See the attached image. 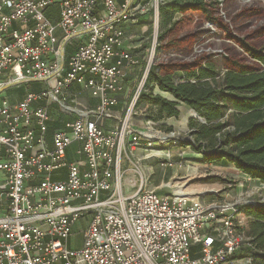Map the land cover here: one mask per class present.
<instances>
[{
    "label": "built area",
    "instance_id": "1",
    "mask_svg": "<svg viewBox=\"0 0 264 264\" xmlns=\"http://www.w3.org/2000/svg\"><path fill=\"white\" fill-rule=\"evenodd\" d=\"M162 3L0 0V93L31 82L48 86L17 103L0 100V264H254L240 204L205 205L142 184L124 193L122 155L153 146L131 118L152 64ZM149 10L151 47L136 56L124 47L125 30ZM143 66L132 92L128 73ZM84 91L98 100L93 110L78 107ZM110 93H125L129 105L105 131L100 121L118 103ZM49 102L65 111L60 126ZM75 229L81 244L68 246Z\"/></svg>",
    "mask_w": 264,
    "mask_h": 264
},
{
    "label": "trees",
    "instance_id": "2",
    "mask_svg": "<svg viewBox=\"0 0 264 264\" xmlns=\"http://www.w3.org/2000/svg\"><path fill=\"white\" fill-rule=\"evenodd\" d=\"M227 1L163 0L155 49L163 57L151 64L135 106L155 108L154 114L143 117L152 123L175 119L180 105L187 107L203 121L196 124L193 117L187 121L196 151L203 150L212 161L226 160L264 184V38L241 39L238 48L229 45L233 56L226 57L222 66L199 48L209 43L211 35L205 23L219 24L229 35L220 14L222 9L228 14ZM243 1L244 15L264 10L259 0ZM237 208L247 217L242 231L251 247L246 254L254 264H264V204Z\"/></svg>",
    "mask_w": 264,
    "mask_h": 264
},
{
    "label": "rangeland",
    "instance_id": "3",
    "mask_svg": "<svg viewBox=\"0 0 264 264\" xmlns=\"http://www.w3.org/2000/svg\"><path fill=\"white\" fill-rule=\"evenodd\" d=\"M242 2L244 1L228 0L225 4L228 14L225 13L224 9L220 11L224 23L227 22L229 35L220 30L223 28L221 25L205 23V27L211 30V35H209L207 41L209 43L202 48L199 45L198 47L200 51L203 49L206 53L213 55L210 60L218 66H222L226 57L233 56V50L228 47L229 45L238 48V42L241 39L255 42L264 38V10L258 9L255 14L251 12L244 15L247 4L244 5ZM258 2L264 4V0ZM145 17V20L141 23L144 30L140 32L139 37L143 40L142 50L146 57L145 50H149L152 43L153 10H149ZM229 17L231 20L228 19ZM158 32L159 19L157 35ZM155 46H157V39ZM162 57L163 52L155 50L152 63L155 59L158 60ZM140 69L144 70V66ZM138 77H140V74ZM138 83V79L134 83H130L133 89L132 92L137 88ZM41 87L43 91L48 88L43 84ZM154 93H157L156 89ZM91 100L95 102V99ZM44 103L45 99L43 98L38 101V104ZM128 105L129 101L124 112ZM48 107L59 119L65 118V111L57 102H49ZM155 112V108L150 110L146 106L137 108L134 106L135 114L132 116L131 122L138 124L137 122L142 120V129H139V131H144L151 136L153 146L146 148V146L141 145L132 155H127V153L122 155V187L125 194L134 192L142 184L144 189L155 191L160 195L188 194L205 205L223 202L238 203L240 205L264 204V184L242 174L226 160L212 161L206 158L203 150L196 151L194 148L195 143L189 135L188 118L182 115L170 119L168 123L173 124L174 127L166 126V120L150 124L143 119L148 113L154 114ZM188 114L190 113L188 112ZM193 118H196V116H193ZM195 120H197L196 124L203 122L197 118ZM166 128H172V131H166ZM126 155L131 163L137 166V169H134V166L127 160ZM241 217L243 220L247 218L245 214H242ZM74 233L76 236L68 239V246H70V243L74 245L73 240H76L78 245L81 244L79 230L75 229Z\"/></svg>",
    "mask_w": 264,
    "mask_h": 264
},
{
    "label": "crops",
    "instance_id": "4",
    "mask_svg": "<svg viewBox=\"0 0 264 264\" xmlns=\"http://www.w3.org/2000/svg\"><path fill=\"white\" fill-rule=\"evenodd\" d=\"M145 15L140 17V23L138 24H132L130 26L127 27V29L125 30V41H124V47L131 51L133 54H135L136 56H143L145 55L143 50H142V44H143V40L139 37L140 32H142L144 30L143 25L141 24L144 20H145ZM142 19V20H141ZM60 35V33H59ZM78 47L77 42H73L70 47L68 48L69 53H71L72 51H74L76 48ZM146 51V50H145ZM140 68H134L130 73H128V76L126 78V84L128 85L130 82L134 83L135 80L138 78L139 74H140ZM42 83H38V82H31L28 84H22V85H17V86H12V87H8L5 88L1 93H0V99H7L10 103H17L19 101H21L25 95L27 93H40L43 91V89L41 90V85ZM44 86V85H43ZM110 97L112 98H116L118 103L116 106L111 107L110 108V114L111 116L109 118H105L102 119V121H100V126L102 127L103 130L107 131L110 128H112L113 126L117 125L122 117H123V112H124V103L128 101V96L125 93H110L109 94ZM166 98L170 99V96H166ZM91 99H95L92 98L90 96V94L88 92H82L78 98V107L83 109V110H93L95 108V106L98 104V100L95 99V102H93ZM36 105H44V104H36ZM179 107V116H185L186 118H190L195 116L194 112L189 110L186 107ZM182 109V110H180ZM188 112L190 114H188ZM51 116L56 120V122L54 123V126H60V120L58 117H56L53 112L50 110ZM170 119H174V118H170ZM170 119H166L167 122H165V125L168 127H174L173 124H169L168 121H170ZM138 124H134L133 121L131 122V126L132 128H134L135 130H139L142 129V120H140L139 122H137ZM73 148H70V151H72ZM215 204V203H213Z\"/></svg>",
    "mask_w": 264,
    "mask_h": 264
},
{
    "label": "bare ground",
    "instance_id": "5",
    "mask_svg": "<svg viewBox=\"0 0 264 264\" xmlns=\"http://www.w3.org/2000/svg\"><path fill=\"white\" fill-rule=\"evenodd\" d=\"M194 115H195V113H194ZM196 116V115H195Z\"/></svg>",
    "mask_w": 264,
    "mask_h": 264
}]
</instances>
